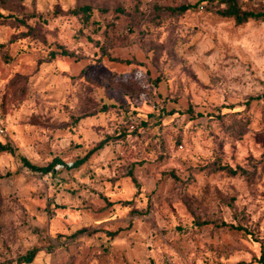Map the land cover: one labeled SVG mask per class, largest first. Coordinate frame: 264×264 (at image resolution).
I'll return each instance as SVG.
<instances>
[{
	"label": "rangeland",
	"instance_id": "obj_1",
	"mask_svg": "<svg viewBox=\"0 0 264 264\" xmlns=\"http://www.w3.org/2000/svg\"><path fill=\"white\" fill-rule=\"evenodd\" d=\"M221 6L0 0V142L70 165L106 139L55 175L0 152L1 264H264V20Z\"/></svg>",
	"mask_w": 264,
	"mask_h": 264
},
{
	"label": "trees",
	"instance_id": "obj_2",
	"mask_svg": "<svg viewBox=\"0 0 264 264\" xmlns=\"http://www.w3.org/2000/svg\"><path fill=\"white\" fill-rule=\"evenodd\" d=\"M219 1L223 6L218 8L217 12L222 16L233 18L235 20V22H237V23H242V22H245L249 19L264 20V9L253 10V9L243 8V7H241L239 0H219ZM190 7H192V5H190V4H180V5H176V6H167V7H165V9L168 10L170 13L181 14ZM79 11H82L83 13H87L90 11V7L84 5L78 9L74 10V12H79ZM1 15L2 14H0V16ZM23 35H26V33ZM58 47L60 48V50H58V51L57 50H50V55L52 57H54L56 54H61V55H69L70 54V52L67 49H65L62 45L59 44ZM224 108L225 109H231L232 107H231V105H221V106L217 107V113L216 114H210V116L220 117L222 114L227 113L228 111H224L223 110ZM161 111L163 112V107L159 110V112H161ZM184 112L191 113L192 110L189 108ZM93 114H94L93 112H91L89 114L84 113V114H82V116H80V119L85 118V117L90 116V115H93ZM141 123H144V122H141ZM105 142H106V139L99 141L97 146L88 150L80 158L75 159L70 165L65 164L58 157L53 158L49 163H47L45 165H36V164L30 162L23 155L18 154L16 152L15 147L12 144H10L9 142H5V143L0 142V152H8L11 155H14L21 162L22 166H24L30 170L39 172L40 174L50 173L51 175H55L56 172L58 171V169L56 170V168H55V166L57 164H60L61 168L77 167V166L81 165L83 162H85L86 159L89 157V155H91V153H93L96 149H99L100 147H102V145ZM219 167H220V169L224 170L229 175H237V174H241L244 172V169L242 167L232 168L229 165H221ZM133 213H138V212L134 211ZM201 223L202 224L208 223V221L203 220ZM221 224L228 225L230 228L231 227L232 228H241L240 226H235L233 224L226 223V222H221ZM77 233H79V232L78 231L73 232L69 236L75 237V235ZM37 251H38V249L36 247H32V248L27 249L23 254H20L16 257L15 264H24V263L32 262Z\"/></svg>",
	"mask_w": 264,
	"mask_h": 264
},
{
	"label": "built area",
	"instance_id": "obj_3",
	"mask_svg": "<svg viewBox=\"0 0 264 264\" xmlns=\"http://www.w3.org/2000/svg\"><path fill=\"white\" fill-rule=\"evenodd\" d=\"M153 108H162L163 107V104H161L160 102H156V105L154 104L153 106H152ZM132 127V126H131ZM180 147H181V145H180Z\"/></svg>",
	"mask_w": 264,
	"mask_h": 264
}]
</instances>
